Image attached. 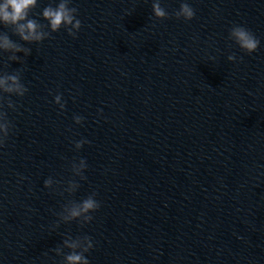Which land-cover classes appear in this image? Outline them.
<instances>
[{"label": "clouds", "instance_id": "clouds-1", "mask_svg": "<svg viewBox=\"0 0 264 264\" xmlns=\"http://www.w3.org/2000/svg\"><path fill=\"white\" fill-rule=\"evenodd\" d=\"M71 2L72 0H59L56 6L49 3L40 13L43 20L47 21V24H42L38 20L30 18V14L38 6V0H0V26L9 29L13 35L26 44L40 43L62 28L69 36L75 38L82 27V22L78 19V9L70 6ZM152 12L158 20L169 18V13L161 6L160 0H153ZM174 16L178 20L182 18L185 21H190L195 16V10L189 3L182 2L179 9L174 12ZM228 38L249 55L256 52L260 46V40L243 25H233L229 30ZM31 51V48L12 40L8 32L0 31V55L7 53V61L22 62V57L18 56L17 53H23L24 57H27L31 54ZM227 59L235 61L237 58L233 53ZM27 92L28 88L22 83L19 72L0 73V148L4 147L13 128L12 122L8 119L7 112L4 110L5 104L8 109H16V105L11 99H6L5 94L7 96L23 97ZM54 102L59 105L61 110L65 108L61 94L55 95ZM73 119L76 124H82L84 117L75 115ZM86 143H90V141L86 139L76 141L75 149H81ZM87 166L84 159H80L78 163L73 161L71 164L73 176L85 180L84 171ZM59 183L60 181H56L50 176L44 181V186L51 189L54 184ZM79 187L78 182L70 179L67 181V186L64 187L63 192L72 195ZM95 197L96 193L93 192L82 201L69 200L63 206L62 211L57 213L59 221H57L56 227H59L60 222L69 223L74 220L79 221L81 225L90 223L94 218L92 213L96 212L101 206ZM93 247L94 243L90 236L84 235L73 238L69 235L63 240L62 247L57 246L52 251L57 256L63 257L61 264H90L85 254L89 253ZM64 249L70 251L65 253Z\"/></svg>", "mask_w": 264, "mask_h": 264}]
</instances>
